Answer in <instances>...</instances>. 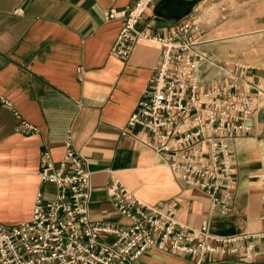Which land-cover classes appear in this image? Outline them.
Wrapping results in <instances>:
<instances>
[{"label": "crops", "instance_id": "crops-1", "mask_svg": "<svg viewBox=\"0 0 264 264\" xmlns=\"http://www.w3.org/2000/svg\"><path fill=\"white\" fill-rule=\"evenodd\" d=\"M132 2L0 0V96L12 103L0 101V223L15 227L31 221L38 191L45 200L55 197L56 186L39 177L41 154L48 149L58 164L70 136L91 172L94 223L129 224L108 193L118 179L146 203L174 201L190 229L210 221L215 234L264 232V100L251 131L233 142L237 181L228 217L211 215L210 197L188 187L134 138L143 129L123 132L161 58L160 46L149 40L137 42L129 58L111 54L124 19H110L106 11H122ZM189 16L202 23L199 49L210 56L199 70L203 84L225 83L231 71L264 87V0H156L139 27L159 33ZM15 111L39 133L17 131ZM258 248L264 249V241ZM196 262L150 250L138 264ZM203 264L244 262L209 258ZM257 264H264V256Z\"/></svg>", "mask_w": 264, "mask_h": 264}, {"label": "built area", "instance_id": "built-area-1", "mask_svg": "<svg viewBox=\"0 0 264 264\" xmlns=\"http://www.w3.org/2000/svg\"><path fill=\"white\" fill-rule=\"evenodd\" d=\"M155 1L133 0L122 11H106L110 19H124L111 47L113 56L129 58L140 40L156 42L161 50L137 111L123 132L143 129L144 134L136 133L134 138L153 150L188 187L205 192L211 215L231 216L237 181L233 142L251 131L264 87L231 71L225 83L203 84L199 70L210 56L199 49L204 41L202 23L189 16L159 33L141 29L139 24ZM0 101L12 105L2 96ZM15 116L17 131L39 133L18 111ZM64 143L58 164L48 149L41 154L39 177L56 186L55 197L45 200L38 191L31 221L15 227L0 223V264H138L150 250L195 258L197 264L209 258L257 264L264 256V249L258 248L264 232L215 234L210 221L190 229L174 201L146 203L118 179L110 183L108 193L129 224L94 223L91 172L70 136ZM104 236L115 241L108 243Z\"/></svg>", "mask_w": 264, "mask_h": 264}, {"label": "bare ground", "instance_id": "bare-ground-1", "mask_svg": "<svg viewBox=\"0 0 264 264\" xmlns=\"http://www.w3.org/2000/svg\"><path fill=\"white\" fill-rule=\"evenodd\" d=\"M199 22H200V21H199ZM201 29H202V27H201ZM202 30H203V29H202ZM203 36H204V35H203ZM203 42H204V41H203ZM203 42H202V43H203ZM260 107H261V105H260ZM260 107H259V108H260ZM254 121H255V120H254ZM251 123H253V122H251ZM200 227H201V226H200ZM197 229H199V228H197ZM257 233H261V232H257Z\"/></svg>", "mask_w": 264, "mask_h": 264}, {"label": "water", "instance_id": "water-1", "mask_svg": "<svg viewBox=\"0 0 264 264\" xmlns=\"http://www.w3.org/2000/svg\"><path fill=\"white\" fill-rule=\"evenodd\" d=\"M261 117L264 118V112L261 114Z\"/></svg>", "mask_w": 264, "mask_h": 264}, {"label": "rangeland", "instance_id": "rangeland-1", "mask_svg": "<svg viewBox=\"0 0 264 264\" xmlns=\"http://www.w3.org/2000/svg\"><path fill=\"white\" fill-rule=\"evenodd\" d=\"M181 22V21H180ZM177 24V23H176ZM175 25V24H174ZM172 27V26H171ZM170 28V27H169Z\"/></svg>", "mask_w": 264, "mask_h": 264}]
</instances>
